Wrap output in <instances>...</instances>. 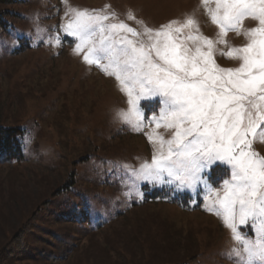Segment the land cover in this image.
<instances>
[{"label":"rangeland","instance_id":"374dc122","mask_svg":"<svg viewBox=\"0 0 264 264\" xmlns=\"http://www.w3.org/2000/svg\"><path fill=\"white\" fill-rule=\"evenodd\" d=\"M68 4L80 9L109 5L108 11L138 30L126 19L128 11L151 27L195 11L203 34L212 37L217 31L200 0ZM2 9L9 11L4 16L9 27L0 29V125L23 130L25 161L0 164V243L28 221L32 247L45 251L38 256L41 263L21 258L15 264H149L153 259L235 264L228 254L237 245L221 218L206 210L202 187L194 196L176 184L137 181L120 166L150 162L148 129L135 131L118 117L117 110L127 109V98L117 81L73 51L76 39L60 27L67 20L62 0H12L0 4ZM37 25L43 31L37 32ZM229 39L236 46L244 43L235 33ZM217 62L236 65L226 57ZM141 107L150 116L158 112L159 98L141 101ZM255 147L264 155V144ZM216 167L227 169V176L214 173ZM203 175L218 188L230 169L216 162ZM65 179L71 191L64 193V204H42ZM33 211L35 219H28Z\"/></svg>","mask_w":264,"mask_h":264},{"label":"snow or ice","instance_id":"6c2138e0","mask_svg":"<svg viewBox=\"0 0 264 264\" xmlns=\"http://www.w3.org/2000/svg\"><path fill=\"white\" fill-rule=\"evenodd\" d=\"M62 2L67 20L60 27L76 39L73 51L117 81L127 98L118 117L135 131L148 129L150 162L120 166L137 181L176 184L194 196L202 187L206 210L221 218L237 245L229 259L264 264V155L255 147L264 144V0H200L217 29L212 37L201 31L195 11L157 27L128 11L138 30L109 5ZM249 20L255 25L247 26ZM229 33L244 43L234 45ZM217 57L236 65L223 67ZM157 97L158 112L146 117L141 101ZM216 162L230 169L218 188L203 175Z\"/></svg>","mask_w":264,"mask_h":264},{"label":"trees","instance_id":"16d2710c","mask_svg":"<svg viewBox=\"0 0 264 264\" xmlns=\"http://www.w3.org/2000/svg\"><path fill=\"white\" fill-rule=\"evenodd\" d=\"M12 0H0V4L8 3ZM9 11L2 9L0 10V29H7L9 27L7 21L5 20V15H8ZM23 134V130L16 126H2L0 125V164H13V163H22L25 161L24 154L21 148V137ZM214 173H223L227 176V169L222 167H216L213 170ZM70 180L65 179L64 182L56 187H54L48 196V199L42 202V204H52L53 206H59L64 204V193L70 192L69 188ZM160 195H154V198H158ZM187 198V196H183ZM159 198H167L164 196H160ZM169 201L174 200L173 198H168ZM41 206V204L39 205ZM40 210L39 207L35 208L34 211ZM33 211V212H34ZM36 213H32V215L28 218L35 219ZM61 220H69L64 219V217H60ZM70 221V220H69ZM100 227V226H99ZM31 225L28 221H23L20 223L19 227L2 243H0V264H15V261L20 260L21 258H32L34 262H40L39 255L45 253L43 249H34L31 244ZM39 248V247H38ZM34 250L38 255L33 257ZM32 256V257H31ZM126 264H135L133 262L127 261ZM149 264H169L168 261L159 262L156 259H153L149 262Z\"/></svg>","mask_w":264,"mask_h":264}]
</instances>
